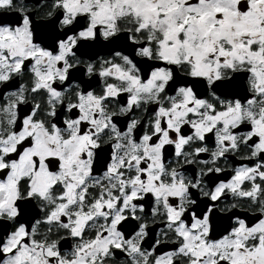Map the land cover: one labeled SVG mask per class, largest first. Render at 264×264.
<instances>
[{
    "label": "snow or ice",
    "instance_id": "6c2138e0",
    "mask_svg": "<svg viewBox=\"0 0 264 264\" xmlns=\"http://www.w3.org/2000/svg\"><path fill=\"white\" fill-rule=\"evenodd\" d=\"M0 264H264V0H0Z\"/></svg>",
    "mask_w": 264,
    "mask_h": 264
}]
</instances>
